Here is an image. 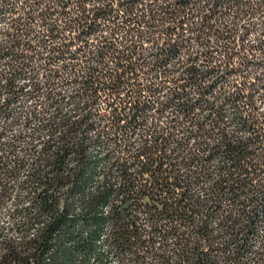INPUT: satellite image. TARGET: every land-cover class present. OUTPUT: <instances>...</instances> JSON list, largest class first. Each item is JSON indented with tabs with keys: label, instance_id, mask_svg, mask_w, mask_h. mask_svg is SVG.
I'll list each match as a JSON object with an SVG mask.
<instances>
[{
	"label": "rangeland",
	"instance_id": "rangeland-1",
	"mask_svg": "<svg viewBox=\"0 0 264 264\" xmlns=\"http://www.w3.org/2000/svg\"><path fill=\"white\" fill-rule=\"evenodd\" d=\"M67 1L0 0V80H11L18 87L17 123L20 125L30 111L31 122L51 125L52 138L71 127V142L85 133L89 147L104 153L80 196L92 205L102 173L114 191L120 181V163L125 161L130 171L139 170L143 158L134 161L125 152V146H139L152 132L163 135L167 161L175 165L180 179L188 178L177 193L184 192L188 197L194 222L206 221L209 226L212 247L205 253L213 264H233L228 259L233 245L242 251L239 244L254 246L264 240V198L249 205L247 215L239 214L233 206L228 188L223 189L221 197L211 199L208 194L213 182L228 173L226 168L218 169L219 156L212 149L221 151L226 140L236 143L251 136L250 130L238 123L240 117L245 119L253 113L264 118V91L259 89L264 75H260L259 85L255 80L259 72L264 74V60L260 54H248H253L252 46L264 39V0H139L133 8L136 15L126 19L117 10V18L101 21L98 30L88 29L83 34L64 27L65 18L76 16L75 4L66 5ZM46 21L58 25L55 36H48L43 23ZM128 22L138 24L139 30H122L128 28ZM127 34L133 36V42ZM104 40L120 47L131 45L134 50V75L128 79V87H121L114 95H108L104 89V75L115 70L116 63L107 45L99 51ZM14 42L20 45L15 57H11L8 50ZM240 45L244 49H240L238 56L246 55L248 62L241 64L242 73H227L224 51L231 47L236 50ZM238 56L230 59L232 66H237ZM189 66L197 70L196 81L188 79ZM251 80L255 84L249 88V109L246 99L236 92L247 95ZM85 81H91L93 86L86 88ZM199 84L207 89L202 99L198 98ZM142 87L145 90L137 92ZM131 95L139 102L142 114L135 122L122 118L120 127L114 126L111 109L120 99ZM94 135L97 142L91 143ZM259 141L264 144V139ZM257 146V141L252 142V149ZM198 164L207 168H197ZM145 179L146 175L136 178L135 184L139 186ZM249 185L264 193V189H257L255 180ZM145 201L143 198L142 202ZM25 202L11 201L9 195L1 197L0 236L7 221L16 224L21 220L20 206ZM80 203L75 205L76 213L82 212ZM140 210L136 223L146 238L149 235L150 247L138 249L137 256L122 257L121 264H162L166 256L175 260L177 245L189 235L181 236L185 228L177 226L175 232L149 233L150 218L143 207ZM159 223L169 227L164 219ZM110 230L109 225L104 228L105 238ZM187 238L190 243L198 239L195 234ZM201 245L206 246L204 242ZM118 262L116 257L110 261Z\"/></svg>",
	"mask_w": 264,
	"mask_h": 264
},
{
	"label": "trees",
	"instance_id": "trees-1",
	"mask_svg": "<svg viewBox=\"0 0 264 264\" xmlns=\"http://www.w3.org/2000/svg\"><path fill=\"white\" fill-rule=\"evenodd\" d=\"M104 1L106 2L101 1V7H94V23L88 26L87 24L91 20L86 19L83 21L84 23H80V27L77 26L75 31L83 34L88 29L96 28L98 30L100 23H96L97 19L116 17L110 6L113 0ZM117 1H121L119 5L126 11L132 9L139 2V0ZM76 2L79 3L82 16L88 17L89 14H86L87 10L84 7L86 2L82 3L81 0H76ZM104 7L105 10H102ZM106 7H110V12L106 10ZM114 29L118 28L114 27ZM55 34L57 31L54 26L49 29V36L53 37ZM127 36L130 37V42H133V36L130 34ZM106 45L116 63L115 70L104 75L106 79L104 89L108 95H114L121 91V87L127 86L128 79L134 75L135 66L131 62L134 50L131 45L120 47L111 40H104L99 51L102 52ZM233 48L235 47L224 51L223 56L228 59L224 63L225 69L227 73H242L241 64H246L248 60L245 58L246 55H238L244 46L240 45L236 50ZM252 48V51L255 49V52L252 54L247 51L249 56L260 54L264 60V39ZM235 55L240 58L236 67L232 66V61H230ZM123 61H125L124 64L121 63ZM186 70L188 79L196 81L197 70L195 67L189 66ZM89 74L91 75L92 72ZM259 78L260 76L256 77L255 75V80H258L257 85L260 83ZM90 82L85 81L83 84L86 88H91L93 85ZM254 84L255 81L247 87V95L241 96L239 91L236 92L239 97L246 99L249 109L252 105V92L249 88ZM198 88V98L202 99L207 89L201 84L198 85ZM259 89L264 91V79ZM129 90H132V94L135 93L133 88ZM144 90L142 87L137 92ZM177 93L179 92L175 91V94ZM110 114L114 119L113 125L120 127L119 122L122 118L135 122L137 117L142 114V108L131 95L120 99L117 106L111 109ZM238 123L243 128H248L251 136L247 140L241 139L236 143L226 140L221 151L218 148L212 149L219 156L218 169L226 168L228 173L226 176H218L210 187L208 196L211 199H216L222 196L223 189L228 188L229 199L233 206L238 208L239 214L247 215L250 214L247 207L264 198V193L261 190L258 192L249 187L250 181L255 180L257 189H264V144L259 141L264 139V118H261V115L250 113L245 119L240 117ZM200 126L201 124L197 125L198 128ZM88 141V137L85 136L79 142H69L64 146L62 153L56 154L51 171L42 180L45 186L33 195L28 206L20 208L21 220L14 227L21 234L20 240L5 238L0 242V264H111L112 257L118 258V263L121 264L122 257L137 256L138 249L142 250L146 245L148 248L151 243L149 235L146 238L142 229L136 225V213L142 207L147 211L148 219L150 218L149 233L155 231L175 232L177 226H183L186 231L181 236L195 234L198 238L194 243H190L187 238L189 235H185L187 236L185 241L176 247L178 249L175 260L168 259L166 256L163 257L162 264H213L201 245L204 242L208 248L212 247L209 226L206 221L194 222L193 212L187 201L188 197L184 192L177 193L182 182L186 183L188 178L180 179V175L173 168L175 165H171L167 161L163 135H155L152 132L149 133L148 139L143 140L139 146L133 149L128 145L124 147L125 152L130 153L134 161L142 156L143 161L138 174L140 176L147 175L146 188L137 195L136 190L133 189L135 186L133 171H129L131 169L125 161L120 163L119 170L122 178L117 187V194L122 195L123 205H113L109 214L104 213V207L114 191L105 174L102 173L98 181L97 195L92 197V199H96L95 204H88L80 199L85 186L94 171L99 168L104 155L102 151H94L95 147L92 150L89 149ZM256 141L258 146L256 149H252V142L256 143ZM92 142H97V139H93ZM71 152L75 153L76 164L74 167H68L66 164L68 154ZM199 167H202V170L207 168L203 164H198L197 168ZM64 186H68V188L61 192V188ZM144 195L148 202L141 203L140 199ZM77 202H81V213L75 211ZM160 219L166 220L169 227L160 224ZM108 225L111 228L110 235L101 240L104 228ZM232 227L237 228L236 225Z\"/></svg>",
	"mask_w": 264,
	"mask_h": 264
},
{
	"label": "built area",
	"instance_id": "built-area-1",
	"mask_svg": "<svg viewBox=\"0 0 264 264\" xmlns=\"http://www.w3.org/2000/svg\"><path fill=\"white\" fill-rule=\"evenodd\" d=\"M83 1L86 2L84 7L87 10L86 14H89L88 17L82 16V13H80L81 9L79 8V3H77L76 0L67 1L68 3H66V5L71 2L75 4V8L73 10L76 14V16L68 17L67 19L65 18L66 23L64 27L67 29V31L74 32L77 26L80 27V23H84L83 21L86 19H88V21L91 20L87 24L88 26L94 23V9L102 6L100 5L101 1L106 2L104 0H81L82 3ZM110 1L111 0L108 2ZM120 2L121 1L113 0L110 5L113 13L116 16L115 18H117V10L121 11L122 16H124L126 19L131 18V15H136L133 9L135 5L132 7V9L126 11V9L119 5ZM102 10H105V7L102 8ZM106 10L110 12L111 9L110 7H106ZM64 14L66 15L67 13L64 12ZM113 18L114 17H108L107 19L99 18L97 19L96 23L101 24V21H108L109 19ZM43 19H46V16L43 17ZM128 21H130V19H128ZM43 23H45L46 30H48V36L49 29L51 27L55 26L56 31L58 29V25H52L49 21ZM128 25V28L125 30H139L138 24L128 22ZM77 33L79 34V32ZM17 45H20V43L14 42L11 44V48L8 50V53H10L11 57H15L14 52L17 50ZM258 75L260 76L264 74H260L259 72ZM17 94L18 87L14 85L13 81L8 79L0 80V199L1 197L4 198V196L9 195L11 197V201L17 202L25 200L26 202L22 206L26 207L31 203V198L33 195L45 186L42 180L47 176V173L51 171L52 163L56 154L62 153L64 146L73 140L71 139V135L73 133L71 127H68L63 132H61L59 137L52 138L49 133L51 131V125L46 126L42 122H31V119L28 118V116L31 115L30 111L28 112L26 119H24L19 125L17 123L19 116H17ZM83 136L85 137L87 135L84 133ZM95 138L96 135H94L93 139ZM82 139V136L81 138L78 137L77 142L81 141ZM89 149L92 150L94 147H89ZM94 151L97 152L98 150L95 148ZM75 161V153H69L66 160L68 167H74L76 164ZM132 176L135 185L133 189L136 190L135 192L137 195L141 194L142 190L146 188V181L141 180V184L139 186L135 184L136 178H143V176L138 174V170L134 169ZM121 178L122 177L120 174L119 180H121ZM67 188L68 186L62 187L61 192L67 190ZM117 189V187L114 189L112 198H110L109 202L104 207L105 214L110 213L111 207L113 205H123L122 195L117 194ZM143 198L146 199L144 203L148 202L147 197L144 195L140 199L141 203H143ZM22 206L20 207L23 208ZM145 212L147 214L146 210ZM15 225L16 224H14L12 221H7L3 225L5 230L1 233L0 242L5 238L20 240V232L14 229L8 230L9 228H13ZM100 238L101 240H104L105 235L102 234ZM239 247L242 248V251L238 250L234 245L232 246V252L228 256V259L231 263L264 264V240H260L258 245L247 246L246 244H239ZM207 249H209L208 245L204 247L205 251Z\"/></svg>",
	"mask_w": 264,
	"mask_h": 264
}]
</instances>
